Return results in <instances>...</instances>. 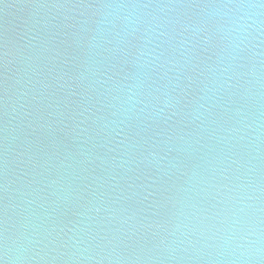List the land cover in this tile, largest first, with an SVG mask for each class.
<instances>
[{
  "label": "water",
  "instance_id": "95a60500",
  "mask_svg": "<svg viewBox=\"0 0 264 264\" xmlns=\"http://www.w3.org/2000/svg\"><path fill=\"white\" fill-rule=\"evenodd\" d=\"M262 3L0 0V255L264 264Z\"/></svg>",
  "mask_w": 264,
  "mask_h": 264
},
{
  "label": "clouds",
  "instance_id": "9594fccd",
  "mask_svg": "<svg viewBox=\"0 0 264 264\" xmlns=\"http://www.w3.org/2000/svg\"><path fill=\"white\" fill-rule=\"evenodd\" d=\"M102 7L105 8H125L129 7L128 5H103ZM131 7H139L138 5H132ZM211 7V6H209ZM219 7H231L229 5H221ZM235 7L240 10L242 14L238 15L234 20H232V28L229 30L230 33H234L235 35L229 40V43H236V41H239V44H242L246 40V32L247 28L250 27L249 21L252 22V24H256L257 21L253 20L252 15L249 14L246 9H252L256 7H264V3L260 5L255 4H238L235 5ZM239 44H236L237 47H239ZM131 91V89H130ZM134 95V93H133ZM131 96L129 99L131 100ZM18 252V249H16L14 246H10L7 241L5 242L4 249H3V255H0V264H9L10 261L13 262L15 259H19V256L16 255Z\"/></svg>",
  "mask_w": 264,
  "mask_h": 264
}]
</instances>
